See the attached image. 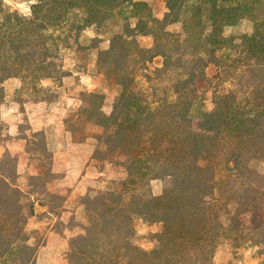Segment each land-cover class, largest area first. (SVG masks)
Here are the masks:
<instances>
[{"label":"trees","instance_id":"1","mask_svg":"<svg viewBox=\"0 0 264 264\" xmlns=\"http://www.w3.org/2000/svg\"><path fill=\"white\" fill-rule=\"evenodd\" d=\"M19 1L28 4L29 14L0 0V106L5 81L23 74L39 80L60 74L52 30L67 24L76 31L101 26L132 0ZM165 1L168 12L163 21L149 23L150 32L114 34L103 53L130 60L134 67L129 71L124 63L121 73H105L121 87L110 116L97 112L92 102L84 112L100 130L91 136L98 144L95 159L121 166L126 177L117 189L84 198L86 224L69 241L67 260L214 264L227 242L233 249H257L264 264V174L252 167L264 162V0ZM187 10L183 34L168 32ZM244 21L253 26L251 34L225 35V29ZM139 34L152 36L153 47L142 48L135 39ZM155 59L161 66L150 72ZM209 65L216 67L214 109L201 115L200 131H194L196 81L206 78ZM140 74L149 96L137 90ZM14 165L5 153L0 161V264H35L37 248L27 234L35 202L17 186ZM46 177H53L51 171L32 180ZM154 180L165 182L160 196L149 188ZM137 216L163 225L154 250L133 244Z\"/></svg>","mask_w":264,"mask_h":264},{"label":"rangeland","instance_id":"2","mask_svg":"<svg viewBox=\"0 0 264 264\" xmlns=\"http://www.w3.org/2000/svg\"><path fill=\"white\" fill-rule=\"evenodd\" d=\"M6 4L21 14L30 13L28 4L19 0H9ZM167 12L165 0H132L101 26L76 31L71 24L63 25L51 31L50 42L58 56L60 74L41 80L23 74L3 83L0 161L5 153L11 156L17 186L35 202L34 214L27 225L30 244L37 248L35 264H70L67 260L69 241L82 234L86 224L84 198L98 192H111L126 177L121 166L95 159L98 144L91 136L100 130L91 124V117L84 110L90 108L89 102H92L97 112L110 116L115 99L121 93V87L105 75L124 70V59L103 55L110 48L113 35L148 33L151 31L149 23L163 21ZM189 15L187 10L181 22L169 25L167 31L183 34ZM252 32L253 26L247 21L225 29L226 36ZM135 39L142 48L153 47L150 35L139 34ZM125 65L132 71L134 64L130 60ZM160 66V61L155 59L148 65V71ZM205 74V79L196 81L198 100L192 109L194 131H200L201 115L214 109L216 84L211 80L216 67L209 65ZM143 75L137 79V90L149 96V84ZM11 85L13 92L9 95L6 90ZM93 95L96 98H91ZM122 131L121 127L120 140ZM252 167L264 174V162L253 163ZM47 171H51L52 178L46 177L40 182L32 180ZM149 188L154 196H160L165 182L154 180ZM134 229L133 244L146 252L157 247V236L163 231V225L137 216ZM262 259L255 248L233 249L225 242L213 261L214 264H261Z\"/></svg>","mask_w":264,"mask_h":264},{"label":"crops","instance_id":"3","mask_svg":"<svg viewBox=\"0 0 264 264\" xmlns=\"http://www.w3.org/2000/svg\"><path fill=\"white\" fill-rule=\"evenodd\" d=\"M12 88V85L10 86V89H7L6 90V92H7V94H9V95H11L12 94V92H13V89H11ZM34 116V114H32V117Z\"/></svg>","mask_w":264,"mask_h":264},{"label":"clouds","instance_id":"4","mask_svg":"<svg viewBox=\"0 0 264 264\" xmlns=\"http://www.w3.org/2000/svg\"><path fill=\"white\" fill-rule=\"evenodd\" d=\"M7 2H9V0H5V3H7ZM32 2L34 3L35 0H32ZM24 11L27 12V9L25 8Z\"/></svg>","mask_w":264,"mask_h":264}]
</instances>
